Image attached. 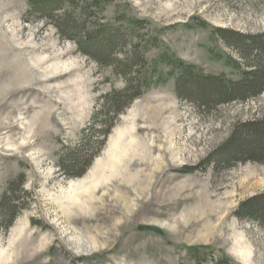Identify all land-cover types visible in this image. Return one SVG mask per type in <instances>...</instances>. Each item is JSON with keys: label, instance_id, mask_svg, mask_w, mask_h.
<instances>
[{"label": "rangeland", "instance_id": "obj_1", "mask_svg": "<svg viewBox=\"0 0 264 264\" xmlns=\"http://www.w3.org/2000/svg\"><path fill=\"white\" fill-rule=\"evenodd\" d=\"M85 5L38 13L30 0H0V264H264V224L235 213L264 193V162L209 160L236 121L264 117V91L199 109L179 95L181 68L158 63L167 79L118 115L86 171L59 167L102 97L127 82L113 62L82 50L84 33L120 34L122 60L167 54L238 80L245 61L218 28L263 32L264 0ZM113 149L133 155L129 170L118 187L96 184Z\"/></svg>", "mask_w": 264, "mask_h": 264}, {"label": "trees", "instance_id": "obj_2", "mask_svg": "<svg viewBox=\"0 0 264 264\" xmlns=\"http://www.w3.org/2000/svg\"><path fill=\"white\" fill-rule=\"evenodd\" d=\"M63 1L75 0H30V4L36 9L35 12L39 13L42 9L53 12L62 9ZM83 1L86 2L84 10L88 11L101 0H92L91 3L88 0ZM37 5H41L42 9L36 8ZM56 17L60 21L64 20L60 15ZM218 31L245 61L246 69L242 70V76L238 80L223 75H204L194 65L184 64L167 54H161L153 63H148L144 54L138 51L132 56V61L129 56V60H122L115 52L124 39L120 38V34L103 28L94 34L90 33L88 37L84 33L83 40L79 41L82 50L98 60L113 62L116 69L121 70L127 77V82L122 89L114 88L102 97L100 108L82 131L81 143L74 148H67L59 161V167L71 177L80 176L86 171L95 154L104 145L118 115L144 90L152 86L156 78L158 82L167 79L158 70V63L164 62L181 68L177 80L179 95L199 109H210L233 101L244 102L260 95L264 91V31L257 34L241 33L227 28H218ZM150 70L153 73H149ZM209 157L216 166H229L234 161L264 162V117L236 121L227 140ZM235 213L240 218L254 219L264 224V193L243 201ZM220 264L224 262L220 261Z\"/></svg>", "mask_w": 264, "mask_h": 264}, {"label": "bare ground", "instance_id": "obj_3", "mask_svg": "<svg viewBox=\"0 0 264 264\" xmlns=\"http://www.w3.org/2000/svg\"><path fill=\"white\" fill-rule=\"evenodd\" d=\"M119 137L124 141H127L129 137L131 138L130 141L134 139L133 136H129L124 132H122ZM132 158L133 155L129 154L128 152L126 153L125 151H123L121 153V151H119L118 149H113L112 153L109 156V159L105 162V164H103V166H101L99 170L98 176L95 179L96 184L103 183L104 185V182H110V180L114 179L116 187L120 186L122 184L120 174L129 170V162Z\"/></svg>", "mask_w": 264, "mask_h": 264}]
</instances>
